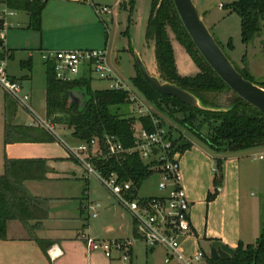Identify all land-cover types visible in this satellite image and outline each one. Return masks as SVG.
Segmentation results:
<instances>
[{"label": "trees", "instance_id": "trees-1", "mask_svg": "<svg viewBox=\"0 0 264 264\" xmlns=\"http://www.w3.org/2000/svg\"><path fill=\"white\" fill-rule=\"evenodd\" d=\"M14 9H21L28 14L27 27L40 30L41 14L46 0H0ZM134 0H128L133 5ZM122 7L126 8L125 0ZM240 17L241 40L248 43L258 32L264 29V0H234L223 4ZM169 27L175 38L185 48L191 59L198 67L192 75L180 74L177 70ZM127 32V30H126ZM145 37L154 39L157 71L163 80L174 82L194 93L204 107H214L215 102L209 93L231 90L233 95L226 110H206L185 104L175 96L158 92L144 79L138 64L136 74L131 82L149 102L159 106L161 103L173 106L177 112L186 116L180 120L182 125L200 142L214 152L240 151L264 145V113L249 104L222 80L214 69L204 59L186 31L174 6L173 0H150V7L145 27ZM227 46L231 49L232 43ZM31 58L20 61L21 66L30 68ZM243 66L239 72L250 80L253 76L248 70L247 56H242ZM45 74V115L53 123H63L72 129L71 136L81 141L97 138V149L103 153L101 144L104 134L114 135L123 147L129 148L134 144L133 128L136 125L148 131L154 130L153 118L158 119V126L164 127V122L155 113L152 116H133L131 104L128 101L129 92L126 89L111 88L93 89L90 85V72L79 78L61 80L55 76L50 63H46ZM264 87V82L258 83ZM84 94L83 101H74L72 93ZM5 93L6 121L3 129L4 144L14 142L53 141L54 137L44 128L15 125L9 122L13 107L17 104ZM173 117V114H169ZM203 116V122L195 126V118ZM206 131H202V125ZM173 146L180 152L191 146V142L183 136L173 140ZM92 166L107 175L116 173L118 181H131L133 191L138 190L143 181L149 178L155 170L146 163L138 152L121 153L105 159L98 154L88 152ZM47 165L42 158L4 159L3 173L0 174V240L7 239V223L12 220L20 222L27 230H35L41 221L48 216V199L32 195L25 186L28 180H44ZM213 189L207 194V202L213 200L222 189L223 171L222 160H216L213 175ZM33 222V224H31ZM41 249L51 241L35 238ZM206 264H264V225L256 241L252 244L239 242L235 254L228 259H213L205 255Z\"/></svg>", "mask_w": 264, "mask_h": 264}, {"label": "crops", "instance_id": "crops-1", "mask_svg": "<svg viewBox=\"0 0 264 264\" xmlns=\"http://www.w3.org/2000/svg\"><path fill=\"white\" fill-rule=\"evenodd\" d=\"M92 3L95 2L90 4ZM87 5L85 0H46L40 30L27 27L28 14L23 10L25 18L20 17L16 21L24 24L25 28L11 32L8 30L5 34L9 56L14 57V50L23 46L32 49L28 51V57H32L33 50L40 54L42 50L75 49L72 47L85 45L74 39L79 36L67 24L85 20L89 13ZM18 10L21 9H15ZM29 43L32 46H28ZM104 48L106 49V45ZM21 60L25 59H20L19 63ZM11 75L18 78L15 74ZM3 108L5 112V93ZM189 141L191 146L179 156L180 183L190 203L189 217L192 226V234L181 241L182 252L191 255L201 249L209 254L213 240H219L232 248L239 242L254 243L258 237L260 221L257 216L258 205L248 197V190L258 186L260 193L264 194V184H259L261 178L264 179V164L262 168H256L253 161L248 162L249 153H243L248 149L217 153L197 139L189 138ZM5 157L44 159L47 165L46 178L25 181V186L32 195L49 201L48 216L35 230H27L16 220L7 223V239L0 240V264H136L142 250L145 254L148 249L150 252L154 250L146 245L143 248L138 246L141 240L136 239L133 240L128 261H121L117 253L108 258L101 251H87L84 244L86 236L102 241L134 239L136 234L133 221L118 204L94 197L89 186L90 176H87L84 167L74 159L75 163L70 162L69 155L57 146L55 139L8 144L3 141L0 157L2 171ZM217 159L222 160V189L213 200L207 202V194L213 189ZM258 160L262 161L264 157L259 154ZM71 180L83 181L84 185L79 191H74ZM249 196L254 195L250 192ZM93 202L100 203L96 217H92L87 208ZM242 202L252 211L248 219L242 214ZM35 238L51 241L46 252ZM202 243L207 244L208 251L203 249Z\"/></svg>", "mask_w": 264, "mask_h": 264}, {"label": "rangeland", "instance_id": "rangeland-1", "mask_svg": "<svg viewBox=\"0 0 264 264\" xmlns=\"http://www.w3.org/2000/svg\"><path fill=\"white\" fill-rule=\"evenodd\" d=\"M92 1L95 2L96 5H107L109 8L108 11L99 14L96 13L93 6L90 4ZM122 1L123 0H85L86 5L88 4L86 9L89 11L86 15V19H82L83 21H71L67 25L71 30H73L72 32L74 34L79 36L74 39L80 40L83 44H85L80 47L72 48H100V46L104 48L106 45L107 63L112 67L118 77L135 89L131 79L136 74V52L145 64L147 71L149 73L159 75V72L157 71L154 39H147L145 37V27L150 7V0H134L131 10L128 0H125L126 8L122 7ZM193 1L210 32L230 58L232 63L237 68L242 67V56L246 54L248 70L252 74L254 82H264V29L258 32L248 43H244L241 40L239 15L234 11H231L229 8L222 6V4L234 0ZM25 14L26 13L23 10H18L15 11V15H10L8 17V21L12 22V25L5 28V34L8 30L11 32L15 29V31L24 29L25 25L17 23L16 20L20 17L25 18ZM167 30L173 46L177 70L179 73L181 72L186 75L194 74L198 71V67L186 52L185 48L175 38L173 31L169 27H167ZM228 41H231L232 43L231 49L227 46ZM28 46L32 45L29 43ZM30 50H32L30 47H17L14 50V57L8 56L7 58L8 71L18 77L23 90L29 94L27 103L32 110L31 112L25 107L15 103L16 105L13 107L11 115L8 118L9 122L14 124L34 125L37 123L34 117L35 115L42 120H47L45 115L46 66L42 62V58L37 50H33V55L30 57L31 68L21 66L19 63L20 59L29 58L28 51ZM90 75V85L93 89L108 87V79L100 77L97 73H92ZM4 93V90L0 86V157L3 146L4 120L6 121L7 118L3 108ZM209 94L215 102V106L217 108L225 109L229 105L233 92L231 90H224L221 92H211ZM75 98L80 99L81 95L76 93ZM146 103L147 108H149L152 113H155L157 117L164 122V128L169 130L173 140L179 136H183L187 140H189V138L196 140V138L180 122V120L186 116L184 113L177 112L173 106L166 105L164 103H161L160 108L155 103L149 101H146ZM132 107L133 106H131L132 115L137 116L136 110ZM170 113L173 114V117L169 115ZM202 122L203 116L201 115H198L193 121L195 126H199ZM202 126L203 127L201 129L205 132V125L203 124ZM36 127L41 126L37 125ZM53 128L56 135L55 142L57 146H59L62 150H65V152L69 155L67 146H77L79 144V140H76L71 136L72 129L66 124L53 123ZM243 153H249L248 162L253 161L256 168H262L264 160H258V155L261 154L264 157V145L245 150ZM69 159L70 162L75 163L70 156ZM0 173H3L1 166ZM89 179V186L94 197H97L99 200L105 202L111 201L115 205L118 204L116 203L114 197L104 189L95 177L90 176ZM158 180L159 175L157 173H153L149 178L143 181L138 190V196H154L160 194L161 192L157 186ZM70 182L74 185V191H79L84 185L83 181L71 180ZM259 184L260 186L264 184L263 177L261 178ZM250 192H252V195L254 196H249ZM248 197H251L250 199L258 205L257 216L260 221L259 235L260 230L264 225V194H261L259 187L255 186L254 188L251 187L248 190ZM243 208L244 210H242V214H244L245 219H248V217H250V212L252 211L250 207H246L244 203ZM137 245L143 248V245L145 246L146 244L141 241ZM202 247L205 251H208L206 243H202ZM136 264L176 263L174 261L171 263H165L163 249L161 247H155L152 252L148 249L147 254H145V251L142 250V254Z\"/></svg>", "mask_w": 264, "mask_h": 264}, {"label": "built area", "instance_id": "built-area-1", "mask_svg": "<svg viewBox=\"0 0 264 264\" xmlns=\"http://www.w3.org/2000/svg\"><path fill=\"white\" fill-rule=\"evenodd\" d=\"M96 13L108 11L107 5L92 3ZM15 13V9L0 1V86L18 105L31 110L27 101L29 94L23 90L20 80L8 71L7 58L9 49L5 46V28L12 25L8 17ZM105 48H75L42 50L40 56L43 62L50 63L55 76L61 80H70L81 77L84 73H97L100 77L109 80L108 88L129 92L128 101L136 110L137 116H152L147 108V99L118 77L107 63ZM37 123L56 138L53 124L49 120H42L34 116ZM153 131H148L140 125L133 128L134 144L125 148L114 135L104 134L101 144L103 153L97 149V138L89 141L79 140L77 146L68 147L69 156L81 164L87 176L95 177L104 189L114 197L116 202L130 215L136 237L131 240L102 241L91 236L84 237V244L88 252L101 251L111 258L114 253L119 254L121 261H128L133 240L139 239L150 248L161 247L165 251L164 261L176 264H206V253L197 249L191 255L181 250L183 238L192 234L189 217L190 203L185 190L180 183L179 170L180 151L173 146V139L169 130L158 126V119L153 118ZM98 154L102 158L121 153L138 152L144 162L150 163L151 168L159 175L157 196L142 197L134 193L132 182H120L117 175L111 172L107 175L95 169L88 159V152ZM99 202L90 203L87 208L92 217L98 214Z\"/></svg>", "mask_w": 264, "mask_h": 264}, {"label": "water", "instance_id": "water-1", "mask_svg": "<svg viewBox=\"0 0 264 264\" xmlns=\"http://www.w3.org/2000/svg\"><path fill=\"white\" fill-rule=\"evenodd\" d=\"M173 3L186 31L208 64L233 91L243 97L249 104L264 113V87L245 78L241 72L237 70L205 24L194 1L173 0ZM135 55L136 63L138 64L139 70L144 79H146L158 92L175 96L179 101L195 108L226 110V108L220 109L202 106L200 99L191 91L174 82L163 80L157 74L149 73L139 54L136 52ZM76 93L77 92L72 93L74 101H83L84 94L79 93L81 98L77 99L75 98ZM234 254L235 248H232L219 240H213L210 244L209 255L213 259H228Z\"/></svg>", "mask_w": 264, "mask_h": 264}]
</instances>
